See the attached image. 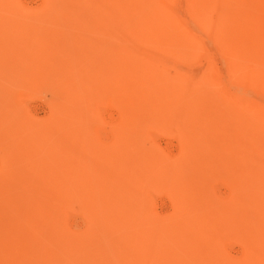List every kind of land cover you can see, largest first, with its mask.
<instances>
[{
    "label": "rangeland",
    "instance_id": "rangeland-1",
    "mask_svg": "<svg viewBox=\"0 0 264 264\" xmlns=\"http://www.w3.org/2000/svg\"><path fill=\"white\" fill-rule=\"evenodd\" d=\"M100 1L0 0V264H264V176L207 118L119 115Z\"/></svg>",
    "mask_w": 264,
    "mask_h": 264
},
{
    "label": "bare ground",
    "instance_id": "bare-ground-1",
    "mask_svg": "<svg viewBox=\"0 0 264 264\" xmlns=\"http://www.w3.org/2000/svg\"><path fill=\"white\" fill-rule=\"evenodd\" d=\"M99 6L116 38L119 115L207 118L233 135L236 164L252 178L264 176V0H101ZM158 52L169 56L172 79L156 70ZM202 60L201 70L187 69ZM240 197L264 248V188L256 183Z\"/></svg>",
    "mask_w": 264,
    "mask_h": 264
}]
</instances>
